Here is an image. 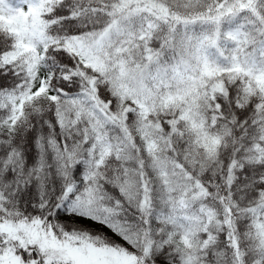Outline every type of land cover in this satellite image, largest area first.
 <instances>
[{
    "label": "snow or ice",
    "instance_id": "obj_1",
    "mask_svg": "<svg viewBox=\"0 0 264 264\" xmlns=\"http://www.w3.org/2000/svg\"><path fill=\"white\" fill-rule=\"evenodd\" d=\"M0 264H264V0H0Z\"/></svg>",
    "mask_w": 264,
    "mask_h": 264
}]
</instances>
